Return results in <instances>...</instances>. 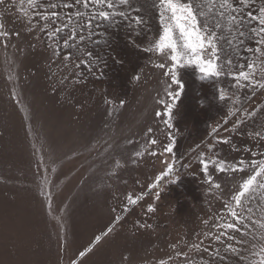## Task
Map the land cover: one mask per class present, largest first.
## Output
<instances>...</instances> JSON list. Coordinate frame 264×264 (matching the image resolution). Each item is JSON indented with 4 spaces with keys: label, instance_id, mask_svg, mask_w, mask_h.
Wrapping results in <instances>:
<instances>
[{
    "label": "rangeland",
    "instance_id": "rangeland-1",
    "mask_svg": "<svg viewBox=\"0 0 264 264\" xmlns=\"http://www.w3.org/2000/svg\"><path fill=\"white\" fill-rule=\"evenodd\" d=\"M134 3L147 26L136 36L122 20L117 25L113 63L121 78L93 83L80 81V69L64 55H54L39 26L28 31L20 0L14 9L0 6L13 32L7 47L0 43V264H248L228 252L226 244L235 241L219 244L204 234L216 231L212 225L221 215L229 218L223 201L251 170L245 166V172L225 174L210 168L221 184L214 190L205 182L197 154H207L219 135L230 136L231 142L215 144L217 157L237 164L264 158V141L250 135L264 131V89L206 84L194 66L180 69L185 93L174 109L171 134L178 166L188 167H181L178 184H167L154 199L149 185L163 170L161 160L173 159L172 154H148L168 142L165 118L155 113L164 110L158 101L166 98L169 77L166 68L156 65L170 61L142 50L162 28L153 0ZM22 7L31 13L28 0ZM252 60L256 79L264 78V55H252ZM221 87L223 101L218 99ZM240 107L260 111L235 133L225 132ZM218 125L223 127L213 132ZM151 137L160 144L145 150ZM116 161L122 166L116 167ZM129 193L144 195L124 211ZM248 195L253 197L248 205L252 219L264 221V187ZM149 205L156 210L148 212ZM251 231L257 239L243 237L249 241L244 247L259 251L264 230L252 225ZM233 235L241 239L240 233ZM201 241V249L192 247ZM216 248L219 257L211 254ZM251 251L242 255L256 260Z\"/></svg>",
    "mask_w": 264,
    "mask_h": 264
},
{
    "label": "snow or ice",
    "instance_id": "snow-or-ice-1",
    "mask_svg": "<svg viewBox=\"0 0 264 264\" xmlns=\"http://www.w3.org/2000/svg\"><path fill=\"white\" fill-rule=\"evenodd\" d=\"M20 4V11L28 17L27 23L30 25L28 31H32L35 27L33 17L38 15L40 21L43 22L40 30L45 31L49 47L54 48V55H59L61 48L64 50L75 49L79 55L70 51L65 52L64 61L73 64L77 69L83 66L88 72L99 67L98 60L100 58L94 56L92 51L87 50L85 42L99 43L98 40L92 38L97 35V29L101 27V22L112 25L116 23V18L119 17L136 36L140 35L147 26L145 18L136 14L140 13L142 8L136 5L134 0H64L62 4L53 3L52 0H46L45 3L40 4L36 0H28V7L33 10L31 13L22 7L23 0H20ZM255 4L256 0H153V6L158 9V22L162 28V33L142 50L147 53H156L170 61V64L161 62L156 65L159 68L167 69L164 75L169 77V81L165 91L166 98H161L158 101L164 110L155 113L157 119L162 116L165 118L163 124L169 132L167 143L160 144L157 138L151 137L146 141L144 148L147 150L150 145L160 144V151L152 149L148 151V154L152 156L172 154L173 156L171 162L167 159L161 160L163 170L156 175L154 181L149 185V192L156 189L154 199L159 200L165 184H178L181 167H188V165L178 166L179 161L175 158L174 153L175 137L171 134V129L174 127L172 123L174 109L185 93V84L180 78L179 70L187 66H194L201 73L202 80L218 81L221 78L231 77L233 86L236 88H251L253 92L257 89H264V78L256 79V74L251 71L254 67L253 64L237 66L233 69V61L221 56V52L224 51L222 42L226 39L225 32L220 31L221 29L226 30L227 36L230 37L227 41L228 44L238 40L242 45L245 38L251 39L256 47L249 48L248 51L252 52L253 55H264V0H260L261 6L256 9L255 13L251 10L246 11V9L254 7ZM9 5H12L14 9L16 0H0V6L5 9H8ZM58 7L74 8L75 11L62 15L56 11ZM49 9L51 11H48ZM252 22H255L256 26L248 27ZM14 34L17 37L20 36L19 31ZM12 35L13 32L9 31L3 22V14H0V37L3 38L0 43L7 47ZM129 42L134 43L132 36L129 37ZM135 46L141 47L140 45ZM113 59H116L114 55ZM116 62L121 63L122 61L117 60ZM104 63L106 64L107 60H104ZM77 75L80 73L78 72ZM136 79L138 80L139 76ZM173 86H175L174 89ZM217 91L218 99L225 100V89L221 87ZM112 103L114 102L109 101V104ZM123 103L124 101H119L120 106ZM236 111L240 115L229 128L223 129L225 132L235 133L240 125L255 117L260 109L248 111L247 108L240 107ZM227 123L228 120L225 119L224 124ZM221 127L223 126L218 125L217 128L213 129V132H218ZM147 131L151 133L153 129L149 128ZM250 135L264 141V131H253ZM230 142V136L217 135L214 144L208 145L207 154L203 152L197 154L200 158L201 172L205 182L214 190H221V184L214 180V173L210 172V168L214 169V172L225 174L245 172V166L251 170L246 179L238 178L242 179L239 188L223 201L228 210L229 218L221 215L217 222L212 225L216 231L206 232L204 235L219 244H224L225 239L235 241V244H226L229 253L248 261V264H264V246H261L259 251H251L244 247V245L249 244V241L243 239L246 236H251L253 240L257 239L254 232L251 231L252 225L264 230V221L252 219L253 209L248 205L252 202L253 197L251 195L246 196V194L254 193L256 188L264 187V158L240 160L237 164L217 157L213 151L215 144H229ZM135 155L142 157L141 152H137ZM115 164L116 167L122 166L119 161H116ZM143 195L144 193H140L134 196L129 193L126 197L124 211L129 210V204L138 203ZM236 208L240 211H236ZM155 210L154 205L147 207L148 212ZM118 220L119 217H117ZM142 226L151 227V225ZM111 231L112 228L109 227L105 235ZM233 233H240L241 239L237 240ZM261 235L264 236V232H261ZM95 239L97 243L100 241L99 236ZM202 245L203 241L194 243L192 247L201 249ZM255 247L256 244H253L252 248ZM203 250L209 251L208 248ZM87 251H91V247ZM249 251H251L252 256L256 257V260H249L248 255H242L243 252ZM211 254L214 257H219V248L211 249ZM84 255L85 252L80 253L81 257ZM159 264H164V261L161 260Z\"/></svg>",
    "mask_w": 264,
    "mask_h": 264
},
{
    "label": "trees",
    "instance_id": "trees-1",
    "mask_svg": "<svg viewBox=\"0 0 264 264\" xmlns=\"http://www.w3.org/2000/svg\"><path fill=\"white\" fill-rule=\"evenodd\" d=\"M38 4L45 3L46 0H36ZM53 3L62 4L64 0H52ZM260 0H256V4L251 9H246V11L251 10L253 13L256 12V9L259 8ZM33 10L31 9V12ZM48 11H51L50 9ZM56 11L60 12L62 15H66L68 13L74 12L75 9H69L66 7H58ZM33 20L37 26H41L42 21H40V17L37 15L33 17ZM39 22V23H36ZM121 19L119 17L116 18V23L109 25L106 22H101V27L97 29V35L94 36L93 40H98L99 43L93 44L89 41H86L85 44L87 46V50L92 51L94 56L99 57L98 60V68H94L92 72L86 71L83 66L80 68V81H87L93 83L95 81H102L106 78L115 79L116 81L118 78H121L120 74L122 75L121 69H118L114 66L115 59H113V55L117 58V55L114 53L113 49L116 48V36H117V25H119ZM256 23L252 22L248 27H255ZM55 27V25H53ZM220 31L225 32L226 39L222 42V47L224 51L221 52V56L225 59L230 58L233 61L232 68L235 69L237 66H244L246 64H252V55L253 53L248 51L249 48L256 47V44L251 39H244V43L241 45L239 41H233L232 44H228V39L230 37L227 36L226 30L221 29ZM43 35L45 37V41L48 42V38L43 31ZM116 43V44H115ZM73 52L75 55H79V53L75 52V49H60V55H64L65 52ZM104 60H107V63H104ZM232 81L231 77L228 78H221L220 80H212V79H205L206 84H214V85H221L230 83Z\"/></svg>",
    "mask_w": 264,
    "mask_h": 264
}]
</instances>
